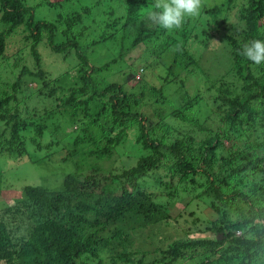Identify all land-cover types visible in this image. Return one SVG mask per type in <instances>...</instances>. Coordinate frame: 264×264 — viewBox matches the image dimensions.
Segmentation results:
<instances>
[{
    "label": "trees",
    "instance_id": "16d2710c",
    "mask_svg": "<svg viewBox=\"0 0 264 264\" xmlns=\"http://www.w3.org/2000/svg\"><path fill=\"white\" fill-rule=\"evenodd\" d=\"M75 2L80 8L65 12ZM45 3L58 6L56 19L38 17V3L0 0L8 26L0 32V55L18 29L34 60L14 63L9 89L0 83V156H28L34 168L45 169L49 153L34 157L27 142L40 149L49 136L48 149L65 147L66 158L80 160L78 150L111 158L130 130L142 151L117 172L92 165L98 175L109 172L105 182L82 175L78 161V170L55 189L25 185L0 206V264H264V63L240 54L244 43L264 41V0L205 4L170 30L148 19L155 0ZM227 11L238 14L235 22L222 17ZM217 38L232 63L212 80L211 68L205 72L196 58L197 46L209 48ZM117 45L121 57L137 47L151 54L173 50L167 76L175 66L183 75L171 116L181 121L171 125L141 104L149 93L164 96V84L146 83L150 90L128 95L121 81L142 74L126 70L120 82L99 80ZM46 52L70 60L53 79L43 65ZM196 69L202 88L192 83ZM1 172L3 194L9 178ZM194 195L214 219L197 216L184 227L163 214L173 198L188 203Z\"/></svg>",
    "mask_w": 264,
    "mask_h": 264
},
{
    "label": "rangeland",
    "instance_id": "374dc122",
    "mask_svg": "<svg viewBox=\"0 0 264 264\" xmlns=\"http://www.w3.org/2000/svg\"><path fill=\"white\" fill-rule=\"evenodd\" d=\"M221 1L222 0H202L201 7L203 8L205 4L210 6V4H215L217 2L220 4ZM29 3L33 5L38 3L39 7L36 11L38 17L56 19L58 13L60 12L58 6L49 7L48 5H46L45 0H29ZM77 5L78 3L75 2L73 3V7L68 6V8H66V6L65 12H71L74 9H79L80 6ZM225 13L222 15L223 18H225V16L228 17L230 23L236 21L238 17L237 13L231 11H227ZM7 27L8 26L4 22H2L0 18V32L7 30ZM23 34L24 33H19L18 29L10 34L8 36L9 43L7 46V50L3 55H0V83L4 84L2 85L3 88L5 87L9 89V87L5 85V82L10 80L11 77L8 76V74L12 72V66H14L15 62L20 63V67L22 66L21 63H28L27 61L29 59L30 64L33 65L34 63L32 55H29L31 53L30 45L25 46V49H23L24 45H22L21 41V37H23ZM216 40H218V38ZM216 40L214 44H212L209 48H206L205 46H197L202 51L199 53L200 57L197 56L196 58L200 60V67L203 68L205 72L207 69L211 68V70L209 71L211 77L209 78L212 80H215V78H218L219 75L221 76V74L226 73V70L230 68L232 63V57L230 56V53L225 49L224 43H220V38L218 41ZM155 44H157L156 41L153 43V45ZM128 47H130V44ZM45 50L46 49L42 50V52L44 53ZM118 50L119 47L117 45L115 49L111 50L112 52H108L106 62L110 63V65L107 67V70L99 75V80L102 83H105V78H107L109 80H118L120 82L121 80L125 79L123 75L125 74L126 70L135 74L136 72L137 74H142V77H140L141 75L138 76L136 74L137 77L140 78L126 79L125 81H121L125 86L128 95H138L144 89L150 90V87L144 88L143 85H145L146 83L157 84V87H160L161 84H164V96H160L157 98V96L153 95L154 92H152V94L149 93L150 96L145 97L144 101H142L141 104L143 105L144 102L148 103L146 106V110L148 111V113H150L152 116L155 115V117H159V119L168 120L171 125L181 121L180 118L176 119L171 116V113H173V110L179 104L177 86L179 84V78L183 75L181 69L175 66L172 71V75L167 76L169 65L174 61L173 50L171 51L169 48H166L163 51H157L156 53L151 54V52H144L142 47H140V49L139 47H137L135 49H129L131 51L125 57H121ZM103 52H105L104 49H101V53ZM114 59H116L115 63H113ZM178 59H181V57L179 56ZM69 62V59L63 60L59 55H54V53L52 52H50V54L48 52L43 54V65L49 71L48 73L50 79L56 77L60 73V71L66 70ZM141 68H143L144 72L140 70ZM195 72L196 73H194L193 75L195 80H192V83L196 84L198 88H202V81L200 79H197V74H199V72L197 71V69L195 70ZM141 78L146 81H142ZM138 79L141 81H138ZM195 108L199 110L201 108L204 109V105H201V107L196 106ZM42 140L43 143L45 142V144L40 149L35 146V143L31 142H27V146L34 157L38 156V158H40L41 156L48 155L49 153L50 156L49 160H47V168L45 169L34 168V164L28 156H25L23 158L21 157V159L17 156H0V168H3L5 170V172L1 173H3L4 178H9L5 182V185L8 189H5V193L3 194H1L0 192V206L8 204L10 202V198L20 195L19 192L21 193V190L27 184H42L52 189L59 187L70 172H76V170H78V161H80L81 168L85 169L83 171L84 174L82 175L94 173L98 176V178H101L102 181L105 182L102 176L104 174H109V172L101 171L98 175V172H96V170H90V168H93L92 165L96 164L98 166H101L105 171L113 170V172H117L123 167H129V164H134L137 161L136 157H138V154L141 155L142 151H140L141 147L135 142L136 135L133 130H130L127 140L121 143L116 148V152L111 158H99L97 155L90 156L87 150L83 151L84 154H82L81 151L78 150L79 154L81 153L82 156L79 157L78 154L76 158L80 160L73 159V157L66 158L67 150L64 149L65 147L63 148L61 146L54 145L53 147L48 149V147L46 146L48 142L46 141H49L50 137L46 136L44 139L41 138V141ZM191 197V201L188 202L189 204L185 201L180 200L178 197L173 198L169 202L170 206L167 207L168 213L163 210V214H169L172 217L178 218L180 224L184 227H192L194 224L191 221H193V219H196L197 216H200L203 219L208 217L210 219H214V217L217 216L213 209L205 201L197 198L196 195ZM192 211L194 212V214L190 215L189 213ZM163 214L160 212L158 215L161 216ZM182 214L183 216H181ZM185 219H189V221H187V224ZM206 235H208V233H206Z\"/></svg>",
    "mask_w": 264,
    "mask_h": 264
},
{
    "label": "clouds",
    "instance_id": "9594fccd",
    "mask_svg": "<svg viewBox=\"0 0 264 264\" xmlns=\"http://www.w3.org/2000/svg\"><path fill=\"white\" fill-rule=\"evenodd\" d=\"M201 6L202 0H155L148 19L165 29H179L185 17L199 15ZM240 54L257 65L264 63V41L254 39L244 43Z\"/></svg>",
    "mask_w": 264,
    "mask_h": 264
},
{
    "label": "built area",
    "instance_id": "2783aa9c",
    "mask_svg": "<svg viewBox=\"0 0 264 264\" xmlns=\"http://www.w3.org/2000/svg\"><path fill=\"white\" fill-rule=\"evenodd\" d=\"M140 72H141V71H140ZM137 75H138V76H140L141 74H140V73H138Z\"/></svg>",
    "mask_w": 264,
    "mask_h": 264
}]
</instances>
